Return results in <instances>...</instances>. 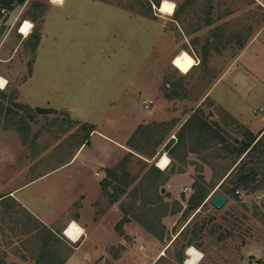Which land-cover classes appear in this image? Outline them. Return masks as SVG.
<instances>
[{"label":"rangeland","instance_id":"374dc122","mask_svg":"<svg viewBox=\"0 0 264 264\" xmlns=\"http://www.w3.org/2000/svg\"><path fill=\"white\" fill-rule=\"evenodd\" d=\"M162 1L25 0L12 9L1 5L0 74L8 83L0 86L6 90V95L0 92V194L69 160L81 144H91L96 152L101 130L126 150L107 166L111 178L105 184L101 180L105 195L97 211L114 206L121 216L110 220L116 219L122 230L130 216L136 237L130 235L126 246L109 247L111 257L120 255L111 264H187L191 245L203 253L196 264H264L260 152L246 161L248 167L259 165L251 185H261L254 190L239 186L240 193L227 195L221 208L208 198L215 187L197 208L189 206L194 183L181 200L166 194L164 179L172 168L162 172L157 164L167 149L174 154L171 165L192 167L194 182L208 190L236 164L237 154L225 146L240 145L246 126L204 95L261 24L264 9L254 0H166L174 5L169 13L160 10ZM26 18L32 26L24 34L20 28ZM223 89L221 82L217 90ZM143 99L152 100L148 107ZM197 111L221 124L226 142L198 133H185L178 141L183 123ZM93 152L86 148L67 171L36 179L15 195H31L44 212H56L68 182L86 185L99 177ZM225 185L231 187L232 180ZM83 198L73 195L61 212L80 211ZM31 221L21 205L0 202V264H25L20 254L35 256L37 238L19 234L21 223L30 228ZM187 223L188 229L178 235ZM197 226L201 229L192 233ZM188 237L192 243L184 247Z\"/></svg>","mask_w":264,"mask_h":264},{"label":"crops","instance_id":"0c3cea01","mask_svg":"<svg viewBox=\"0 0 264 264\" xmlns=\"http://www.w3.org/2000/svg\"><path fill=\"white\" fill-rule=\"evenodd\" d=\"M254 2L264 9V0H254ZM26 19L31 21V19ZM195 57L196 63L193 67L198 64L199 60V56L196 55ZM221 82L224 89L218 91L217 87ZM7 83L8 79L5 85ZM205 97H210L214 102L221 104L254 134L260 136L264 132V18L261 24L238 50L223 73L208 87L204 95ZM118 99L119 101L121 100L120 97ZM203 100L205 99H202V102ZM233 100L237 101L236 104H233ZM99 139L101 141L98 144L100 147L97 146L96 152H93L91 149V144H81L69 160L53 165L48 170L22 182L8 192L2 193L4 195L0 197V202L11 200L14 205H21V207L27 210L29 219L32 220L30 228V225L26 227L24 223H21L24 227L21 226L19 230V234L22 236L34 235L37 238V246L33 248L35 254L33 258L30 257L27 259L29 256L27 253L25 255H19L23 257L25 264H35L39 253L46 249L47 245L45 244L48 242L49 246L47 248L54 254L51 258L52 264H111V262L114 263L118 260L120 255H112L111 257L109 255V247L118 244H124L126 246L130 240V235L132 238H136L132 235V229L134 227L132 228L133 222L129 219L130 216L126 219L128 221L125 222L123 230L116 228L115 220L117 216L119 218L121 215L114 208V204L108 210L104 209L99 213L97 211L98 200L103 199L105 195L104 185H102L101 180H104L103 184H105L107 183V179L111 178V169H107V166L113 162L116 156L126 150V146L121 141L115 140L113 136L101 130H99ZM86 148L90 152V155L93 152V157H95V162L93 163L99 166L95 173L99 177L94 178L91 182H86V185H75L74 182H68L66 186L67 194L64 195L63 200V202H71L73 195H84L80 211L73 213L67 212L65 215L61 212L63 202H59L58 210L48 213L44 212L40 205H34V198L31 195H15L14 191L16 189L36 179L52 175L61 170H66L65 168L73 163L71 161L79 155L78 153H82ZM194 150L197 151V149ZM171 154L172 152L164 149L160 159L167 156L169 163L167 161L164 166H161L159 165V159L157 164L161 167L162 172H165L170 167L172 168V171L164 179L167 187L166 194H170L172 197L181 200V195L184 192L188 193L183 188L185 186H191L194 183L195 176L192 167L188 168L183 166L179 168L175 163L171 165L173 160L170 157ZM84 163L89 164L88 161ZM232 167L228 168L220 179L215 182L214 186L209 189L211 191L215 187L212 190V195L214 194L213 192L220 190V183ZM105 169L108 172L107 176L105 174L106 179H104L105 176L103 175ZM72 174L70 179L74 177ZM166 187L164 188L166 189ZM212 195H209L208 198ZM93 197L97 198L94 199ZM64 204L66 207V203ZM115 216L116 219H112L111 222L110 218ZM69 220L77 221L82 227V231L76 239L66 233V222ZM145 234L148 233L146 232ZM21 244L24 246L25 242L22 241Z\"/></svg>","mask_w":264,"mask_h":264},{"label":"trees","instance_id":"16d2710c","mask_svg":"<svg viewBox=\"0 0 264 264\" xmlns=\"http://www.w3.org/2000/svg\"><path fill=\"white\" fill-rule=\"evenodd\" d=\"M25 0H0V15L1 13V5H7L9 9H12L15 7L17 3H24ZM156 3L159 5V1H156ZM151 5V2H150ZM152 6V5H151ZM39 36H37V39L39 40ZM0 92L3 95H6L5 89H0ZM3 103L0 102L1 110L3 108ZM20 105H23L19 103ZM10 110V107H7V111ZM38 111L44 112L50 110L49 108L45 107H37ZM185 133H198L200 135H210L211 137H218L221 141H225L226 139L222 132L220 131V127L218 122L215 124H212L205 116L199 113L198 111L196 113H192L183 123L182 125V131L179 132V140H183L185 137ZM88 140V139H87ZM86 140V141H87ZM240 140L241 144L236 145L234 143H226V148L230 150L233 153L237 154L238 161L236 164L228 171L227 175L224 177L223 181L220 183L221 190L226 196L229 194L232 195H238L236 193V189L239 188V186H242L244 188L251 187L253 190L257 189L261 184L260 183H254V185H251L254 180H256V176L258 174V168L259 165H253L251 167H248L246 158H248L250 155H255L256 152H260L264 156V132L259 136L258 134H254L250 129L246 127V131L244 134L243 139ZM85 141V142H86ZM84 143V141L82 142ZM264 159L260 160L263 162ZM158 168V167H157ZM159 169V168H158ZM161 170V169H160ZM232 180V186H226L225 182L226 180ZM194 185L197 187L195 193L192 194V196L189 198V206H194V208L203 206L207 203V195L209 193L208 188L201 184L198 181L194 182ZM4 194H0V197ZM228 197V196H227ZM189 223V222H188ZM188 223L184 226L182 230L178 233V235L184 231V229H188ZM201 229V226H197L192 230V233H197ZM177 235V236H178ZM176 236V237H177ZM187 238V236L185 237ZM193 238L188 237V239L184 243V247L192 243ZM46 249H44L42 252L39 253L37 257V261L35 264H52L51 258L54 256V254L51 253V250L47 247L49 246V242L46 243ZM50 257V258H49ZM50 259V260H49ZM59 264V263H57Z\"/></svg>","mask_w":264,"mask_h":264},{"label":"bare ground","instance_id":"6f19581e","mask_svg":"<svg viewBox=\"0 0 264 264\" xmlns=\"http://www.w3.org/2000/svg\"><path fill=\"white\" fill-rule=\"evenodd\" d=\"M54 1L62 2L63 0H54ZM166 4L172 6V10L170 12L164 10ZM159 8L163 12L171 13V12H173L174 5H173V3L169 2V1L163 0L162 3L160 4ZM31 26H32V22L30 20H25L23 22V24L21 25L20 31L23 32L24 34H27L29 29L31 28ZM6 81H7V79L3 75L0 74V82H2V86H5ZM164 161H166V162L168 161L167 156H164L163 158H161L159 160V165L163 164V166H164L166 164V163H164ZM81 231H82V227L75 220H72L70 222V224H68L66 226V233L74 239H76L78 237V235L80 234ZM188 253H189V257L186 260L187 264H192L193 261H195V264H196L200 260L199 254L201 253V251L198 250V248H196L194 245L190 246V248L188 249Z\"/></svg>","mask_w":264,"mask_h":264},{"label":"water","instance_id":"95a60500","mask_svg":"<svg viewBox=\"0 0 264 264\" xmlns=\"http://www.w3.org/2000/svg\"><path fill=\"white\" fill-rule=\"evenodd\" d=\"M162 190L164 191L165 188L163 187ZM228 200V197L220 190H217L214 192V194L210 197V202L217 208H221L226 201ZM254 255L251 254V257Z\"/></svg>","mask_w":264,"mask_h":264},{"label":"built area","instance_id":"2783aa9c","mask_svg":"<svg viewBox=\"0 0 264 264\" xmlns=\"http://www.w3.org/2000/svg\"><path fill=\"white\" fill-rule=\"evenodd\" d=\"M24 21H25V20H24ZM22 24H23V22H22ZM143 100H144L145 106H147V107L150 105V103H151V101H152L151 99H150V100H148V99H143ZM168 163H169V161H168ZM168 163H167V164H168ZM189 189H190V186H185V187L183 188L184 191H188ZM236 191H237L238 193H240V189H239V188H237ZM69 224H70V223H69ZM65 230H66V228H65Z\"/></svg>","mask_w":264,"mask_h":264},{"label":"snow or ice","instance_id":"6c2138e0","mask_svg":"<svg viewBox=\"0 0 264 264\" xmlns=\"http://www.w3.org/2000/svg\"><path fill=\"white\" fill-rule=\"evenodd\" d=\"M164 10L170 12L172 10V6L166 4ZM0 86H2V82H0ZM164 163H166V161H164ZM161 166H163V164Z\"/></svg>","mask_w":264,"mask_h":264},{"label":"clouds","instance_id":"9594fccd","mask_svg":"<svg viewBox=\"0 0 264 264\" xmlns=\"http://www.w3.org/2000/svg\"><path fill=\"white\" fill-rule=\"evenodd\" d=\"M199 256L200 258H203V253H200ZM192 264H195V261H193Z\"/></svg>","mask_w":264,"mask_h":264}]
</instances>
